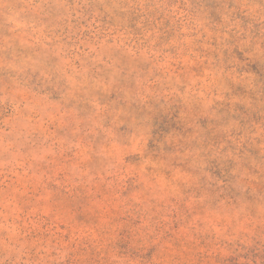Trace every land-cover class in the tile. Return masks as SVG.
Wrapping results in <instances>:
<instances>
[{
  "label": "rangeland",
  "instance_id": "1",
  "mask_svg": "<svg viewBox=\"0 0 264 264\" xmlns=\"http://www.w3.org/2000/svg\"><path fill=\"white\" fill-rule=\"evenodd\" d=\"M0 264H264V0H0Z\"/></svg>",
  "mask_w": 264,
  "mask_h": 264
}]
</instances>
